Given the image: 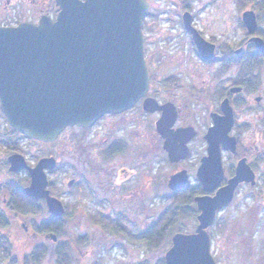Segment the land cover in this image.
<instances>
[{"label": "flooded vegetation", "instance_id": "1", "mask_svg": "<svg viewBox=\"0 0 264 264\" xmlns=\"http://www.w3.org/2000/svg\"><path fill=\"white\" fill-rule=\"evenodd\" d=\"M147 2L142 30L149 86L146 93L132 105L122 110L104 112L90 125H66L54 139L45 140L15 128L0 104V260H4V264H13L20 260L18 254L14 253V243H35L31 249L33 250L39 243H43L39 238L46 235L42 228L44 225L40 226V220L32 219L44 207L48 211L49 209L45 198L25 192V187L31 182L28 166L34 167L45 156L55 159V166L46 168L48 188L51 194L62 200L65 212L68 210L63 199L56 195L54 182L51 181V177L58 176L60 170L63 135L69 139L73 151L70 153V148L66 153L80 166L84 164L87 172L91 173L90 179L70 177L67 185L78 190L80 197L106 201L105 207L100 209L105 218H96V222H101L104 227L119 233L127 230L126 226H123L124 223H117L118 220L123 221V215L128 211L109 207L111 200L119 201L120 205L127 202L128 208L132 210L140 207L139 201L144 198L162 197L169 201L174 194L188 193L193 196L198 215L200 209L195 196L214 195L236 174L238 163L242 159L254 173L255 181H240L234 189L232 199L217 209L212 224L219 214L234 203L243 189L245 193L251 192L255 197V203L248 210L257 209L256 218L260 211L264 210V201L259 197V194L264 192V51H261L252 39L253 36H261L264 39V35L256 31L246 33L239 49L234 43L221 44L214 35H206L196 25L195 13L186 5L187 2L184 4V0H171L169 2L173 12L170 20L178 24L180 29L182 75L180 74V80L179 76L172 73L158 76L153 69L160 67L165 54L164 51L155 49L152 53L149 50L147 35L148 29L151 28L150 23L156 20L160 11L156 9L157 5L154 6L155 0ZM60 9L57 0H0V26H12L21 22L38 24L42 18L55 20ZM185 12L191 13L192 25L213 43L209 57L201 54L192 32L185 26ZM186 53L194 54L195 61L202 68V75L196 79L199 73H192L188 78H195L196 81L188 83L184 81ZM170 58L176 60L175 55L169 54L165 62L170 61ZM147 97L155 98L159 104H172L175 119L171 128L182 129L183 141L184 128L187 129L185 135L194 132L191 136H186L188 153L185 156L176 160L169 157L168 150L164 147L165 137L157 128L162 109H145L144 100ZM229 114L230 122L226 120ZM224 116L223 120L228 121L229 125L227 134L235 138L236 145L235 149H232L220 142L221 174L214 187L206 189L198 175L202 158L209 153L205 135L210 127ZM141 122L144 123L145 132L140 130ZM182 139H178L177 143H181ZM45 143L52 145L47 152L44 150ZM158 151H161L165 165L170 168L163 182V185H167V191L163 195L157 192ZM14 157L17 163L15 167L12 166ZM95 169H100L102 176H96ZM182 170L186 171V183L182 187H171V175ZM59 221L61 219L56 220ZM50 234L52 233L48 232L47 236H51ZM60 236L57 234L56 239L62 240ZM29 237L33 240H29ZM30 251L23 253L22 264H29Z\"/></svg>", "mask_w": 264, "mask_h": 264}, {"label": "water", "instance_id": "2", "mask_svg": "<svg viewBox=\"0 0 264 264\" xmlns=\"http://www.w3.org/2000/svg\"><path fill=\"white\" fill-rule=\"evenodd\" d=\"M61 9L55 20L42 18L38 24L21 22L0 26V104L10 123L22 132L45 140L54 139L69 124L90 125L104 112L132 105L149 86L144 57L143 17L147 0H57ZM184 13V24L192 32L201 54L209 57L213 43L191 23ZM242 20L249 32L258 28L256 12L246 9ZM261 51L264 39L253 36ZM147 110L162 109L157 128L165 137L164 147L173 160L188 153L187 129H172L175 111L170 103L159 104L153 97L144 100ZM227 117V116H226ZM206 133L208 155L202 158L198 175L206 189L213 188L221 174L220 142L235 149L236 141L227 134L231 115ZM230 118V119H229ZM182 139L181 143H177ZM13 158V167L16 166ZM26 164V163H25ZM55 159L41 158L28 166L31 182L28 195L45 198L52 216L60 217L65 206L48 188L46 168ZM186 171L172 174L169 185L182 187ZM242 180L254 173L242 159L236 174L214 195H197L200 212L192 232L176 231L165 253L164 264H217L211 251L208 230L218 208L227 204ZM56 239L55 234H50Z\"/></svg>", "mask_w": 264, "mask_h": 264}, {"label": "rangeland", "instance_id": "3", "mask_svg": "<svg viewBox=\"0 0 264 264\" xmlns=\"http://www.w3.org/2000/svg\"><path fill=\"white\" fill-rule=\"evenodd\" d=\"M169 1L171 0H155L154 6L157 5L156 9L160 12L156 20L150 23L147 42L152 53L156 49L164 51L165 54L163 63L160 67L154 68L153 72L158 76L176 74L180 80L183 69L180 58V29L178 24L170 20L173 7ZM185 3L195 13L196 25L206 35H214L221 44L230 42L234 43L237 49L241 48L239 45L246 33H249L242 20V12L246 9L256 12L259 24L256 32L264 35V0H184ZM158 45L162 46L158 47ZM169 54L175 55L176 60L170 58V61L165 62ZM195 57L194 54L187 53L184 56V74H186L184 81L186 83L196 81L202 75L201 65L195 61ZM192 73H199L196 79L188 78ZM164 94L165 92L161 95L164 96ZM140 130L141 132L146 130L143 122L140 123ZM51 147L52 145L45 143V152ZM61 147L60 170L58 176L51 177V181L54 182L56 195L63 199L68 209L61 217L59 227L61 230L58 231L62 232L60 237L63 241L53 240L51 236H47L48 232L57 235L55 228L59 222L51 221L52 215L44 207L38 215L32 218L40 220V226L44 225L42 228L46 233L43 238H39V241L45 244L46 251L36 264H60L58 253L59 248L62 247H66L65 256H63L66 259L65 264H164L165 253L172 243V235L176 231H194L197 225V213L193 206L194 214H187L185 207L182 212V207H180L182 203L180 206L172 207L176 204L174 198L169 201L162 197L144 198L139 201L140 207H136V210L129 209L127 202L120 205L119 201L111 200L109 207L128 211L126 215L124 213L123 221L118 220L117 223H124L123 226H126L127 230L123 233L104 227L101 222H96V218H105L100 209L105 207L106 201L80 197L78 190L67 185L68 178L80 176L83 180L85 177L90 179L91 173L87 172L84 164L80 166L73 157L67 154L71 146L66 135L61 138ZM71 152H73L72 148ZM156 169L157 186H159L157 192L163 195L167 191V185H163V182L170 168L165 165L161 151L156 154ZM95 170L96 176H102L100 169ZM180 196L187 198L188 193ZM259 197L261 201H264V192L259 194ZM254 199L253 193H245L243 189L234 203L219 214L215 223L209 228L211 251L217 264H264V210L260 211L257 218L255 216L257 209L248 210L255 203ZM135 202L137 204V201ZM170 208L171 211L174 208L178 211L177 221L173 225L169 224L171 226L167 229L171 231L173 228L172 233L158 235L155 245L149 244L147 240L149 234L155 230H165L163 224L167 222V217L171 213ZM180 228L181 230H178ZM141 231H144L145 237H142ZM29 240H33L32 237H29ZM34 244L31 242L14 243V253L18 254L20 260L13 264H22L23 253L30 251ZM4 263V260H0V264ZM29 264H35V262Z\"/></svg>", "mask_w": 264, "mask_h": 264}, {"label": "trees", "instance_id": "4", "mask_svg": "<svg viewBox=\"0 0 264 264\" xmlns=\"http://www.w3.org/2000/svg\"><path fill=\"white\" fill-rule=\"evenodd\" d=\"M180 195H183V193H180V194H174V196H173V198H174V200H175V202H176V204H174V206H172V207H175V206H180V203H182L181 204V206L180 207H182L181 208V210L185 207V209L187 210L186 212H187V214L189 213H192V214H194L193 212H192V206H193V209H194V211L197 213L198 212V210L196 209V204H195V201H194V199H193V196L192 195H188L187 196V198H185V197H182V196H180ZM182 197V198H179V197ZM185 198V199H184ZM179 199H181V200H179ZM177 200H178V202H177ZM184 204H185V206H184ZM29 205H31V203H29ZM171 213L168 215V217H167V222H165L164 224H163V226H164V231L162 230H160V231H157V230H155V232L153 231L151 234H149L148 235V238L149 239H147L148 240V243L149 244H152V245H155V242H157V238H158V235H164L165 233H167V234H169V233H172V231H173V228H172V230L170 231V230H167V229H169V226H171V225H169V224H174L176 221H177V217H178V211H177V209H172V211H171V208H170V210H169ZM182 212H183V210H182ZM181 212V213H182ZM165 213V212H164ZM163 214V213H162ZM162 214H161V216H162ZM186 214V213H185ZM58 219H62L61 217H54V216H51V221H53V222H56V220H58ZM53 226V225H52ZM61 226V221H59V223H58V225L56 226V228H55V230H56V232H58L59 230V227ZM60 230H61V228H60ZM178 230H181V228L180 229H178ZM141 235H143L144 234V231L142 232L141 231ZM57 234H59V235H61L62 234V232H58ZM139 237H140V235L139 234H137ZM142 237H145V235H143ZM65 250H66V247H62V248H59V253H58V255H59V260H60V264H65L64 262L66 261V259L65 258H63V256H65ZM45 251H46V248H45V244L44 243H39L36 247H34V249L33 250H31L30 252H29V254H28V263H30V262H35V264H36V262H39L40 260H41V258H42V256L44 255V253H45Z\"/></svg>", "mask_w": 264, "mask_h": 264}]
</instances>
